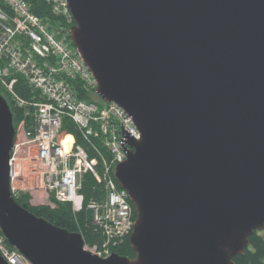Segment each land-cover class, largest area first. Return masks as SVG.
I'll list each match as a JSON object with an SVG mask.
<instances>
[{"label":"water","instance_id":"95a60500","mask_svg":"<svg viewBox=\"0 0 264 264\" xmlns=\"http://www.w3.org/2000/svg\"><path fill=\"white\" fill-rule=\"evenodd\" d=\"M66 1L96 96L140 133L114 172L135 257L98 258L13 199L1 95L0 233L31 264H235L264 230V0Z\"/></svg>","mask_w":264,"mask_h":264},{"label":"built area","instance_id":"2783aa9c","mask_svg":"<svg viewBox=\"0 0 264 264\" xmlns=\"http://www.w3.org/2000/svg\"><path fill=\"white\" fill-rule=\"evenodd\" d=\"M0 1L6 7H0V87L23 115L9 160L11 196L18 199L26 190L30 167L55 203L88 214L94 240L81 235L83 248L107 258L133 228L128 194L114 172L126 159L128 141H138L140 133L115 103L86 102L71 89L70 82L78 81L95 94L97 83L71 44L74 22L66 0H43L51 20L33 14L26 0ZM19 81L30 90L26 98L14 90ZM0 256L7 264H31L1 233Z\"/></svg>","mask_w":264,"mask_h":264},{"label":"trees","instance_id":"16d2710c","mask_svg":"<svg viewBox=\"0 0 264 264\" xmlns=\"http://www.w3.org/2000/svg\"><path fill=\"white\" fill-rule=\"evenodd\" d=\"M30 5V10L33 14L38 17L46 20H51L52 17L50 15L49 7L45 4L43 0H26ZM0 7L3 10H6V7L0 1ZM72 44V42H71ZM73 46V44H72ZM71 89L74 91L76 97L78 99L84 100L86 102H95L96 98L98 102L100 99L93 93V91H89L85 89L82 84L78 81L70 82ZM14 90L21 97L26 98L30 95V90L25 87L22 81H19L15 86ZM3 94V95H2ZM0 95H2L6 102L8 103L10 110L13 116V126L16 130V127L20 120L22 119V111L16 108L6 91L0 87ZM85 194H88V189L85 187ZM27 196L22 194L20 198L15 199V201L24 209L33 213L37 217H42L53 223L54 225L64 228L69 232L80 233L84 240H94L93 235L91 234V230H88L86 225L89 223V216L85 211L79 213H73L71 207L67 203L59 204L57 203L55 210H50L48 207H30L27 204ZM87 199V198H86ZM86 203V202H85ZM131 206L132 203L130 202ZM133 218H135V210L132 206ZM129 235L123 240V242L114 249V252L125 256L128 258H134L135 253L131 249L128 240ZM248 246L244 250L243 255H237L233 257V262L235 264H264V236L257 231H254L252 235L248 238Z\"/></svg>","mask_w":264,"mask_h":264},{"label":"rangeland","instance_id":"374dc122","mask_svg":"<svg viewBox=\"0 0 264 264\" xmlns=\"http://www.w3.org/2000/svg\"><path fill=\"white\" fill-rule=\"evenodd\" d=\"M3 95V94H2ZM1 95V96H2ZM98 101V99H95ZM16 131V130H15ZM16 137L14 138L13 145L17 144L16 142ZM30 172V167L28 169L26 168L24 175L26 176V190L24 191L23 194L27 196V204L30 207H48L50 210H55L57 203L54 202L53 198L48 195L39 185L37 177L35 175L29 173ZM28 173V174H27ZM42 218V217H40ZM45 219V218H44ZM46 220V219H45ZM48 221V220H47ZM135 221V218H134ZM49 222V221H48ZM51 223V222H50ZM53 224V223H51ZM54 225V224H53ZM56 226V225H55ZM58 227V226H57ZM264 236V230L260 232ZM80 234V233H79ZM88 242V240H86ZM91 241V240H90ZM89 241V242H90ZM86 242V243H87ZM121 256V255H120Z\"/></svg>","mask_w":264,"mask_h":264},{"label":"bare ground","instance_id":"6f19581e","mask_svg":"<svg viewBox=\"0 0 264 264\" xmlns=\"http://www.w3.org/2000/svg\"><path fill=\"white\" fill-rule=\"evenodd\" d=\"M71 142V137H66V140L64 142V150L67 151L69 148V143Z\"/></svg>","mask_w":264,"mask_h":264}]
</instances>
